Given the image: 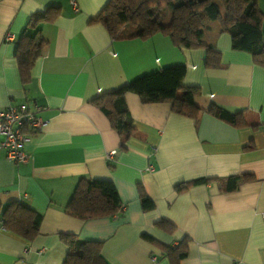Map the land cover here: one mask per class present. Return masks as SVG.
<instances>
[{
    "label": "crops",
    "instance_id": "1",
    "mask_svg": "<svg viewBox=\"0 0 264 264\" xmlns=\"http://www.w3.org/2000/svg\"><path fill=\"white\" fill-rule=\"evenodd\" d=\"M108 1L0 0V106L37 105L36 115L46 121L40 132L23 130L30 137L25 162L9 161L0 145V214L20 202L43 216L32 241L0 221V264H64L61 234L102 242L108 264H173L166 247L183 240L188 253L177 264H264V66L234 49L216 21L203 29V40L220 52L217 68L205 66L204 48L180 49L162 34L114 40L102 23L90 21ZM256 1L264 13V0ZM51 6H60L59 15L41 26L47 45L24 82L16 42L30 17ZM178 64L187 68L182 85L200 88L199 118L178 114L169 103L144 104L128 92L136 131L122 142L92 100ZM212 104L244 111L247 126L212 115ZM230 176L250 178L225 191ZM82 177L112 181L123 211L88 220L69 215L66 206ZM198 178L213 181L175 191ZM142 192L153 208L143 207Z\"/></svg>",
    "mask_w": 264,
    "mask_h": 264
},
{
    "label": "trees",
    "instance_id": "2",
    "mask_svg": "<svg viewBox=\"0 0 264 264\" xmlns=\"http://www.w3.org/2000/svg\"><path fill=\"white\" fill-rule=\"evenodd\" d=\"M59 12L60 6H51L32 15L16 42L15 54L24 82L30 81L31 70L47 45L41 26L53 22ZM90 21L102 23L114 40H147L162 34L177 48H204L205 66L217 68L220 52L212 43L203 40V29L211 21H216L219 30L231 36L234 49L250 52L256 63L264 66V13L256 0H109L98 16ZM186 71L185 65L178 64L144 74L117 90L97 96L92 103L106 115L122 142L128 141L136 131L126 103L128 92L137 94L144 104L169 103L172 111L197 120L202 109L196 105L195 99L201 91L196 86L182 85ZM179 91H184V96L179 97ZM209 112L233 126H247L244 111L232 114L212 104ZM249 178L230 176L224 189L233 191L241 180ZM210 181L213 179H194L176 185L175 191L180 193ZM141 200L145 209L154 207L144 192ZM123 209L112 181L84 177L79 179L66 206L69 215L81 220L117 216ZM42 220L41 214L20 202L7 204L0 214V221L7 230L29 241L39 235ZM60 237L68 247L64 264H108L101 254L102 242L80 240L73 234H61ZM166 253L172 263L177 264L187 256L188 244L183 240L177 246L166 247Z\"/></svg>",
    "mask_w": 264,
    "mask_h": 264
},
{
    "label": "built area",
    "instance_id": "3",
    "mask_svg": "<svg viewBox=\"0 0 264 264\" xmlns=\"http://www.w3.org/2000/svg\"><path fill=\"white\" fill-rule=\"evenodd\" d=\"M72 5L78 11L76 2L73 1ZM8 39H13V36L9 34ZM34 107L31 110L27 104L0 106V136L3 137L0 145L7 150V159L14 164L23 163L29 157L24 151V144L30 137L23 130L37 133L46 125V121L36 115L41 108L37 105ZM114 154L115 152H111L110 156ZM262 219L264 220V213Z\"/></svg>",
    "mask_w": 264,
    "mask_h": 264
}]
</instances>
